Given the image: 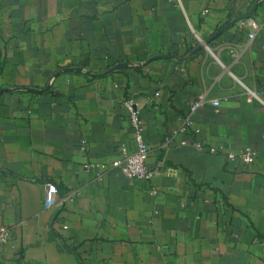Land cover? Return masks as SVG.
Returning <instances> with one entry per match:
<instances>
[{"label":"crops","instance_id":"obj_1","mask_svg":"<svg viewBox=\"0 0 264 264\" xmlns=\"http://www.w3.org/2000/svg\"><path fill=\"white\" fill-rule=\"evenodd\" d=\"M127 97L155 175L97 180ZM2 228L0 264H264V0H0Z\"/></svg>","mask_w":264,"mask_h":264},{"label":"built area","instance_id":"obj_2","mask_svg":"<svg viewBox=\"0 0 264 264\" xmlns=\"http://www.w3.org/2000/svg\"><path fill=\"white\" fill-rule=\"evenodd\" d=\"M179 6H181V0H177ZM251 27L252 32L249 37L253 39L258 25L254 21H249L247 24ZM195 39L203 45L206 49L208 46L204 43L198 33L194 31ZM205 102V96L200 95L190 106V115L195 113ZM213 105L218 107L220 101H213ZM123 106L127 111L128 118L133 130V138L135 141V149L132 152H128L127 149L122 148V157L117 158L110 163H87L84 165L85 171H90L92 168H97L98 172L95 174L97 180H101L103 176L111 171L126 177L129 180H149L155 175V172L149 167L147 163V157L149 153L148 144L145 139V124L141 116L142 106L140 103L132 97H127L123 100ZM187 129L194 130L195 133H199L200 130L195 127L194 121L188 117L184 120L183 127L180 131ZM175 131V133L180 132ZM185 144V143H182ZM199 148L200 144H196ZM228 159H238L245 164H252L255 161L256 152L251 147H245L239 151V153H229ZM58 188L53 183H47L44 195V205L46 208H52L58 203ZM71 200V199H70ZM10 232L8 229H0V244H5L9 241Z\"/></svg>","mask_w":264,"mask_h":264}]
</instances>
